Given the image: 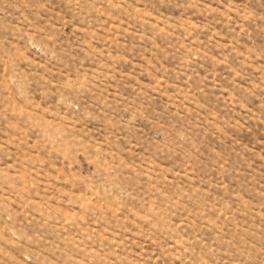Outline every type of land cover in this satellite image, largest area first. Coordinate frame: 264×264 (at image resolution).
<instances>
[{"label": "rangeland", "instance_id": "obj_1", "mask_svg": "<svg viewBox=\"0 0 264 264\" xmlns=\"http://www.w3.org/2000/svg\"><path fill=\"white\" fill-rule=\"evenodd\" d=\"M0 264H264V0H0Z\"/></svg>", "mask_w": 264, "mask_h": 264}]
</instances>
